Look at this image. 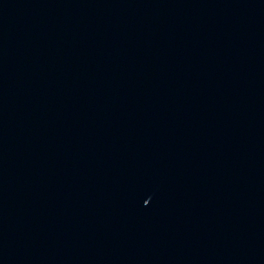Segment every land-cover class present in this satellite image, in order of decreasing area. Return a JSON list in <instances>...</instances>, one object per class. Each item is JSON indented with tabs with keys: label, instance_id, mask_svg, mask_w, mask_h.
I'll list each match as a JSON object with an SVG mask.
<instances>
[{
	"label": "water",
	"instance_id": "water-1",
	"mask_svg": "<svg viewBox=\"0 0 264 264\" xmlns=\"http://www.w3.org/2000/svg\"><path fill=\"white\" fill-rule=\"evenodd\" d=\"M0 264H264V0H0Z\"/></svg>",
	"mask_w": 264,
	"mask_h": 264
}]
</instances>
